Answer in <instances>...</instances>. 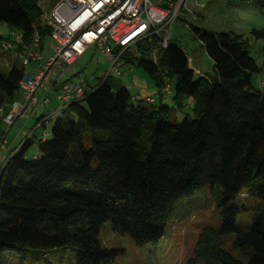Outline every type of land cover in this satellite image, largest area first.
I'll return each mask as SVG.
<instances>
[{
	"label": "trees",
	"instance_id": "1",
	"mask_svg": "<svg viewBox=\"0 0 264 264\" xmlns=\"http://www.w3.org/2000/svg\"><path fill=\"white\" fill-rule=\"evenodd\" d=\"M41 1L0 0V21L23 39L0 36L4 47L14 45L8 48L14 58L22 59L23 44L36 36L44 51L52 35ZM252 3L264 8V0ZM194 31L215 63L213 78L193 71L172 37L165 48L155 36L136 46L139 56L131 50L122 55L125 65L143 68L160 92L176 79L173 107L134 99L129 88L115 85L109 74L63 111L71 110L76 119L59 118L37 141V162L27 159L35 143L32 136L8 155L0 171V264H10L6 253L20 248L59 247H77L78 264H111L120 251L101 245L105 223L137 245L158 244L179 201L203 187L212 192L219 188L222 216L218 230L203 234V258L210 264H264V213L238 233L241 210L232 205L251 187L264 200V92L253 84L262 68L244 35ZM252 33L264 38V31ZM12 57L7 73L0 72V126L27 76ZM190 98L194 118L176 122L172 116ZM47 117L49 121V114L40 117L37 126H45ZM233 233H238L234 245L246 261L221 248L206 251L209 236Z\"/></svg>",
	"mask_w": 264,
	"mask_h": 264
},
{
	"label": "rangeland",
	"instance_id": "2",
	"mask_svg": "<svg viewBox=\"0 0 264 264\" xmlns=\"http://www.w3.org/2000/svg\"><path fill=\"white\" fill-rule=\"evenodd\" d=\"M54 1L42 0L39 3L43 13L51 11ZM195 29L207 30L217 35H244L248 39L251 56L262 68L261 73L253 77V84L264 92V38H257L252 33L253 30L264 31V8H259L252 3V0H187L186 6L181 10L179 18L172 26L171 43L185 51L193 71H199V75L210 79L217 75L215 63L197 37ZM14 33L19 34L17 30L5 26L0 21V36L4 39L10 36L14 40L16 39ZM52 43V38L47 37L42 60L33 61L28 66L23 64L22 59L14 58L12 50L0 44V58H2L0 59V72L7 73L8 68L2 65L8 62V57L13 56L12 59L16 65L25 68L26 75L36 74L40 66L44 65L51 56L49 47ZM131 52L139 56L137 47H134ZM64 69L66 71L65 78H62L61 82L76 78L78 82L85 81L92 86H98L101 79L110 74L115 85L122 83L131 87L130 92L134 99L141 98L139 95H143V90L156 88L154 79L149 77L141 67L124 65L118 73L113 69L108 56L102 51L99 44L91 45L72 67L66 65ZM171 86V95L163 93L155 95L157 106H174L175 78L172 80ZM57 95L58 91L56 90L50 92V104L47 107L40 106L36 113L30 114L32 118L28 120L30 124L26 128L28 132L35 128L37 121L44 114L51 116L45 126H37L33 138L35 143L27 155V159L31 162H37L41 155L37 141L52 130L59 118H77L69 109L66 112L57 113L60 107ZM41 96L42 93L39 94V97ZM162 97L165 99L162 100ZM12 104H8L7 109H10ZM193 109L194 100L190 98L183 109L175 111L172 118L178 123L183 122L187 117L194 118ZM15 135L16 131L12 134L11 139ZM34 156H37V160L34 159ZM253 191L254 187L245 189L243 194L232 203L233 206L241 210L238 216V233L247 231L260 220L261 213H264V200L254 195ZM219 197V188L212 192L209 187H203L192 197L181 199L170 218L165 238L158 244L137 245L130 236L115 232L108 222L103 225L101 230L100 243L104 248L120 251L111 264H190L193 261L197 264H210L211 262L202 256L203 247L201 244L206 231L218 230L222 225L221 211L218 207ZM238 233L219 238L212 234L209 236V243L204 244L207 248L206 251L210 252L215 247L221 248L234 257L246 261L245 255L234 245V239ZM80 254L77 247H59L49 251L20 248L17 251L7 252L6 257L10 264H78Z\"/></svg>",
	"mask_w": 264,
	"mask_h": 264
},
{
	"label": "built area",
	"instance_id": "3",
	"mask_svg": "<svg viewBox=\"0 0 264 264\" xmlns=\"http://www.w3.org/2000/svg\"><path fill=\"white\" fill-rule=\"evenodd\" d=\"M186 3L187 0H60L43 17L45 25L52 30L53 43L49 47L52 54L36 74L27 75L20 82L22 99L13 102L4 116L6 127L10 129L18 118L28 119L40 106L47 107L50 104V81L55 70L63 64L72 67L93 44H99L118 73L125 65L123 53L140 42L157 36L161 46L167 47L172 37V26ZM14 34L15 40L22 42L21 35ZM7 47L11 49L14 45ZM42 55L39 36L23 44L21 58L25 66L42 60ZM196 73L200 74L199 71ZM88 87L85 81L63 83L57 95L60 106L57 112H63L71 102L83 99ZM161 90L164 95H171V83L167 82ZM147 101L156 102L154 98ZM48 119L43 122L47 124ZM4 143L5 135L0 133V171L8 160V156L1 153Z\"/></svg>",
	"mask_w": 264,
	"mask_h": 264
},
{
	"label": "crops",
	"instance_id": "4",
	"mask_svg": "<svg viewBox=\"0 0 264 264\" xmlns=\"http://www.w3.org/2000/svg\"><path fill=\"white\" fill-rule=\"evenodd\" d=\"M4 65H2V66L3 67H8V62L6 64H4ZM65 66H66V64H63L61 67L57 68L55 70L54 74L52 75L51 81H50V92H52L54 90L59 92L63 83H75V82H78L76 78H72L71 80H65V81L61 82L62 78H65V73H66V71L64 69ZM128 66L134 67L132 65H128ZM127 87L129 88V90L131 89L130 86H127ZM143 92H144L143 95H139V96L141 98H145L147 100L149 98H154L155 95L158 94V93H162V90L160 92L159 88L156 87L153 90H150V89L147 88V89L143 90ZM18 97L20 99L21 95L19 94ZM164 97H162L161 99L164 100L165 99ZM156 103H157V100H156ZM9 110L10 109H8V111ZM3 114L6 115L7 113H3ZM31 118H32L31 115H30V117L28 119L27 118H18L15 121V123L10 127V129H8L7 127H3V126H6L5 123H4V118H3V121H2L1 126H0L1 132L4 133V135H5V143L3 144L2 148H1L2 155L8 156L13 151L17 150L27 137L32 136L31 138L33 140L35 132L37 131L36 130L37 129V123H36L35 128L32 129L31 131L28 132L26 130L27 126L30 124V122L28 123V120H30ZM15 131H16V135H15V137L13 139H11L12 134Z\"/></svg>",
	"mask_w": 264,
	"mask_h": 264
}]
</instances>
